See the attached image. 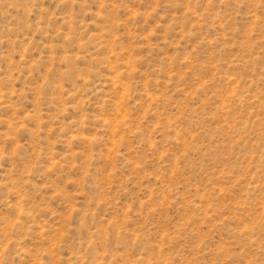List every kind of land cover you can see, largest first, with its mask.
<instances>
[{
	"label": "rangeland",
	"instance_id": "rangeland-1",
	"mask_svg": "<svg viewBox=\"0 0 264 264\" xmlns=\"http://www.w3.org/2000/svg\"><path fill=\"white\" fill-rule=\"evenodd\" d=\"M0 264H264V0H0Z\"/></svg>",
	"mask_w": 264,
	"mask_h": 264
}]
</instances>
